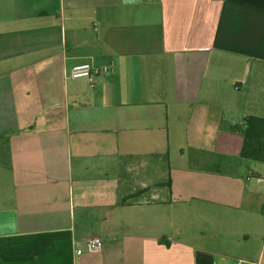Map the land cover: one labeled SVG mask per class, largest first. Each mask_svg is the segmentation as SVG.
<instances>
[{
  "label": "crops",
  "instance_id": "0c3cea01",
  "mask_svg": "<svg viewBox=\"0 0 264 264\" xmlns=\"http://www.w3.org/2000/svg\"><path fill=\"white\" fill-rule=\"evenodd\" d=\"M247 116L264 0H0V264H264Z\"/></svg>",
  "mask_w": 264,
  "mask_h": 264
},
{
  "label": "trees",
  "instance_id": "16d2710c",
  "mask_svg": "<svg viewBox=\"0 0 264 264\" xmlns=\"http://www.w3.org/2000/svg\"><path fill=\"white\" fill-rule=\"evenodd\" d=\"M233 129L243 137L241 156L245 159L264 162V119L247 116L242 124H236ZM4 149L0 145L1 157L5 152Z\"/></svg>",
  "mask_w": 264,
  "mask_h": 264
},
{
  "label": "built area",
  "instance_id": "2783aa9c",
  "mask_svg": "<svg viewBox=\"0 0 264 264\" xmlns=\"http://www.w3.org/2000/svg\"><path fill=\"white\" fill-rule=\"evenodd\" d=\"M110 70L109 66H93L90 64H79L72 68L70 76L72 78H86L92 84L98 77L104 75ZM103 247V242L100 238H92L84 242H78L74 246V255L79 257L84 253L99 252ZM236 264H263L259 261L249 262L239 260Z\"/></svg>",
  "mask_w": 264,
  "mask_h": 264
}]
</instances>
